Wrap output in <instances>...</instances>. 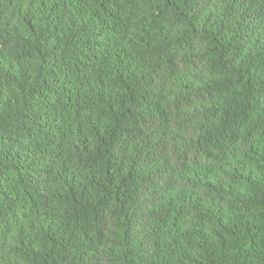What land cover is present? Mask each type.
I'll return each mask as SVG.
<instances>
[{"label":"trees","instance_id":"1","mask_svg":"<svg viewBox=\"0 0 264 264\" xmlns=\"http://www.w3.org/2000/svg\"><path fill=\"white\" fill-rule=\"evenodd\" d=\"M0 264H264V0H0Z\"/></svg>","mask_w":264,"mask_h":264}]
</instances>
